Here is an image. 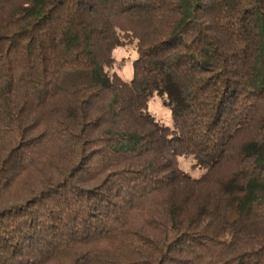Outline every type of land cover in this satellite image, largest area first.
Returning a JSON list of instances; mask_svg holds the SVG:
<instances>
[{
    "label": "trees",
    "instance_id": "trees-1",
    "mask_svg": "<svg viewBox=\"0 0 264 264\" xmlns=\"http://www.w3.org/2000/svg\"><path fill=\"white\" fill-rule=\"evenodd\" d=\"M0 264H264V0H0Z\"/></svg>",
    "mask_w": 264,
    "mask_h": 264
},
{
    "label": "rangeland",
    "instance_id": "rangeland-1",
    "mask_svg": "<svg viewBox=\"0 0 264 264\" xmlns=\"http://www.w3.org/2000/svg\"><path fill=\"white\" fill-rule=\"evenodd\" d=\"M136 58V52L134 47L130 44L123 48H118L114 52V63L109 68V73L118 74L123 80L130 81L132 78V62ZM148 111L152 116H154L158 121L171 127L172 119L170 110L162 104V100L156 96L152 95L148 100ZM191 160H186L181 158L179 160V167L191 173L193 177H198L200 172L191 171L190 165Z\"/></svg>",
    "mask_w": 264,
    "mask_h": 264
}]
</instances>
